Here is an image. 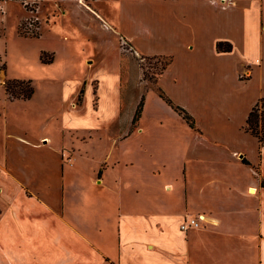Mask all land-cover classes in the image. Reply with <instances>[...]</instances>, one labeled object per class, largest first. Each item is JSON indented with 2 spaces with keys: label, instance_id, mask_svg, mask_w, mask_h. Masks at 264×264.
Returning <instances> with one entry per match:
<instances>
[{
  "label": "crops",
  "instance_id": "0c3cea01",
  "mask_svg": "<svg viewBox=\"0 0 264 264\" xmlns=\"http://www.w3.org/2000/svg\"><path fill=\"white\" fill-rule=\"evenodd\" d=\"M118 2V24L93 12L140 52L170 58L157 86L191 113L195 127L151 88L142 96L138 128L126 136L134 117L119 118L118 99L115 121L123 127L107 160L87 168L78 222L68 185L82 181L79 163L88 155L84 144L93 131L81 142L83 154L63 170L55 164L75 131H69V142H60L53 131L28 127L41 118L28 113L36 90L29 99H8L0 116V189L9 207L0 234L24 242L50 235L69 252L60 264H90L93 253L117 264H264V146L243 129V116L241 139L224 117L231 97L248 110L264 96V0ZM219 42L229 50L219 49ZM4 76L24 80L8 69ZM199 108L213 116L214 132L199 120ZM249 136L255 143L248 147ZM68 171L76 177L69 178ZM192 216H200L202 224L182 229ZM76 241L85 255L74 254Z\"/></svg>",
  "mask_w": 264,
  "mask_h": 264
},
{
  "label": "rangeland",
  "instance_id": "374dc122",
  "mask_svg": "<svg viewBox=\"0 0 264 264\" xmlns=\"http://www.w3.org/2000/svg\"><path fill=\"white\" fill-rule=\"evenodd\" d=\"M118 1L120 0H0V78L4 80L3 85L0 84V116H3V105L8 99H22L7 89L12 80L4 76L8 69V73L15 77L31 80V85L36 90L35 98L28 103V113L32 116L40 115L41 118L28 127L36 126L39 132L53 131L54 135L60 136V142L63 139L69 142L70 130L82 133H71V144L64 145L62 160L57 161L55 166L61 165L64 170L78 153L83 154L81 142H87L91 132H86L93 131V139L84 144L88 155L79 163L82 181L80 183L74 179L68 185L71 193L68 198L73 199L79 208L78 222L84 206L80 191L85 189L89 173L87 168L107 160L106 153L113 149L112 139L123 127L115 121L117 100L119 99V118L127 120L125 122L130 117L133 119L139 100L147 90L153 88L158 92V80L170 63L168 56L140 52L125 35L114 30L113 26L93 12L103 13L110 22L118 24ZM133 1L126 0V5H132ZM42 57L50 62H43ZM229 103L231 104L224 114L226 125L241 139L242 129L240 130L239 125L242 116V124H245L244 121L255 103L248 110V105L242 106L233 97L229 99ZM10 112L21 117L17 108L10 106ZM195 112L208 130H216L212 115L200 108ZM215 116L222 119L221 114ZM138 124L139 119L132 121L129 130L123 134L130 136L138 128ZM243 129L245 130L244 125ZM47 137L48 135L44 138L45 143L48 142ZM247 138L244 143L248 147L250 143H255L253 137ZM73 143L78 149L72 146ZM101 166L105 167V164L101 163ZM68 177L74 178L76 175L73 171H68ZM0 195L1 219L3 211L9 205L6 201L8 197L2 189ZM53 220L54 218L51 221ZM53 227L48 224L49 230H54ZM6 234H0V264H60L69 256L68 251L56 247L55 239L50 235L49 238L39 235L24 242L23 238ZM68 239L69 237L62 238L64 243ZM71 248L77 257L87 253L77 241L71 243ZM150 249L151 245L145 248L144 254ZM92 258L90 264H102L99 263L101 259L106 260V264H117V261L106 255H101L99 259V255L93 253ZM128 260L134 261L133 258ZM74 264L85 262L79 260Z\"/></svg>",
  "mask_w": 264,
  "mask_h": 264
},
{
  "label": "trees",
  "instance_id": "16d2710c",
  "mask_svg": "<svg viewBox=\"0 0 264 264\" xmlns=\"http://www.w3.org/2000/svg\"><path fill=\"white\" fill-rule=\"evenodd\" d=\"M223 46L224 42L218 43V48L221 50H229L230 48L229 44L228 47ZM42 60L45 63L50 62V60H46L44 57H42ZM7 89L14 96L23 99L31 98L35 92L34 87L31 85V80L26 81L23 79H12ZM158 93L169 105H171L178 113H180L186 119V121L191 127H195V119L186 108L177 105L160 87L158 89ZM143 107L144 97H142L138 104L133 122L140 119ZM244 128L246 132L250 133L258 139L261 146H264V96L260 97L249 111L245 120ZM243 161L245 163H249L245 158L243 159Z\"/></svg>",
  "mask_w": 264,
  "mask_h": 264
},
{
  "label": "built area",
  "instance_id": "2783aa9c",
  "mask_svg": "<svg viewBox=\"0 0 264 264\" xmlns=\"http://www.w3.org/2000/svg\"><path fill=\"white\" fill-rule=\"evenodd\" d=\"M4 81L3 79L0 78V84H3ZM202 224V221H201V217H190L188 219H186L182 225H181V228L184 229V230H187L188 228L190 227H193V226H200Z\"/></svg>",
  "mask_w": 264,
  "mask_h": 264
}]
</instances>
